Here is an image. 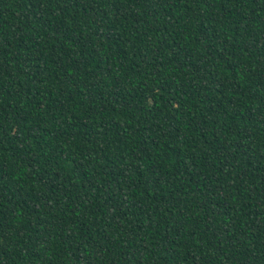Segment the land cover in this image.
<instances>
[{"label": "trees", "instance_id": "1", "mask_svg": "<svg viewBox=\"0 0 264 264\" xmlns=\"http://www.w3.org/2000/svg\"><path fill=\"white\" fill-rule=\"evenodd\" d=\"M0 264H264V0H0Z\"/></svg>", "mask_w": 264, "mask_h": 264}]
</instances>
